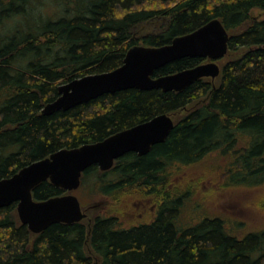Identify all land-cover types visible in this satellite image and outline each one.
<instances>
[{
  "label": "trees",
  "instance_id": "1",
  "mask_svg": "<svg viewBox=\"0 0 264 264\" xmlns=\"http://www.w3.org/2000/svg\"><path fill=\"white\" fill-rule=\"evenodd\" d=\"M254 9L264 10V0H0V180L59 150L202 102L148 154L130 152L107 172L93 165L83 173L80 201H108L96 205L102 212L94 219L36 235L19 221L17 203L1 208L0 264H264V231L239 237L221 217L182 221L191 193H180L175 170L219 153L229 175L264 182V19ZM213 19L230 35L219 85L202 79L181 92L129 89L42 115L61 85L115 70L132 47L168 45ZM153 21L162 26L141 34ZM206 61L183 58L155 76ZM65 193L45 181L33 195ZM148 198L154 218L127 226L131 203Z\"/></svg>",
  "mask_w": 264,
  "mask_h": 264
},
{
  "label": "water",
  "instance_id": "2",
  "mask_svg": "<svg viewBox=\"0 0 264 264\" xmlns=\"http://www.w3.org/2000/svg\"><path fill=\"white\" fill-rule=\"evenodd\" d=\"M230 35L220 19H213L197 30L176 37L162 47L134 46L123 64L110 72L87 75L59 87L60 96L47 104L42 115L68 111L106 94L138 89L181 92L193 83L220 77L218 61L227 56ZM183 58L207 59L206 63L174 74L156 77L166 65ZM176 122L173 114H161L122 130L103 141L78 148L62 149L0 180V209L17 203L19 221L33 234H41L56 223L73 224L87 219V210L74 194L81 186L83 173L97 165L102 172L111 170L124 155L144 156L156 144L164 143ZM50 181L66 194L37 201L33 192Z\"/></svg>",
  "mask_w": 264,
  "mask_h": 264
},
{
  "label": "rangeland",
  "instance_id": "3",
  "mask_svg": "<svg viewBox=\"0 0 264 264\" xmlns=\"http://www.w3.org/2000/svg\"><path fill=\"white\" fill-rule=\"evenodd\" d=\"M251 15L257 19H264V10L254 9ZM161 26L160 21H153L142 25L139 31L141 34L156 32ZM226 61L227 58L218 63L222 67ZM220 80L221 76L216 79V85H219ZM208 81L212 80L208 79ZM201 104L202 102L193 103L187 107V110L175 113L173 115L175 122L177 123L187 112ZM228 167V158L215 153L204 162L175 169L178 172V190L184 193L182 189L185 188L191 193L185 201L182 221L187 224L202 217H221L227 221L230 232H234L239 237L247 233L264 231L263 176L242 181L240 174L231 173L229 175L225 172ZM74 194L79 196V190ZM101 202L103 205L108 204L104 197H83L82 205L88 214L86 222L101 214L102 208L96 207ZM153 202L154 199L150 198L134 200L131 203L132 213L126 217L127 226L152 220L155 216L151 212ZM94 259H97V256H94Z\"/></svg>",
  "mask_w": 264,
  "mask_h": 264
},
{
  "label": "bare ground",
  "instance_id": "4",
  "mask_svg": "<svg viewBox=\"0 0 264 264\" xmlns=\"http://www.w3.org/2000/svg\"><path fill=\"white\" fill-rule=\"evenodd\" d=\"M184 203V202H183ZM196 226V225H195Z\"/></svg>",
  "mask_w": 264,
  "mask_h": 264
},
{
  "label": "flooded vegetation",
  "instance_id": "5",
  "mask_svg": "<svg viewBox=\"0 0 264 264\" xmlns=\"http://www.w3.org/2000/svg\"><path fill=\"white\" fill-rule=\"evenodd\" d=\"M215 81H216V80H215ZM215 81H214V82H215Z\"/></svg>",
  "mask_w": 264,
  "mask_h": 264
}]
</instances>
